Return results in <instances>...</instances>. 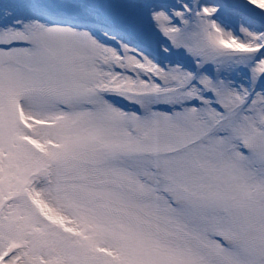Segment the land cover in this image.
Instances as JSON below:
<instances>
[{"label":"snow or ice","instance_id":"1","mask_svg":"<svg viewBox=\"0 0 264 264\" xmlns=\"http://www.w3.org/2000/svg\"><path fill=\"white\" fill-rule=\"evenodd\" d=\"M0 264H264V0H0Z\"/></svg>","mask_w":264,"mask_h":264}]
</instances>
